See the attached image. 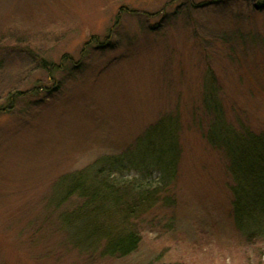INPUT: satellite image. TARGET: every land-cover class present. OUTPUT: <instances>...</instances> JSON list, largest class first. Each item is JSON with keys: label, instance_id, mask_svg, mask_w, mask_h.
<instances>
[{"label": "rangeland", "instance_id": "1", "mask_svg": "<svg viewBox=\"0 0 264 264\" xmlns=\"http://www.w3.org/2000/svg\"><path fill=\"white\" fill-rule=\"evenodd\" d=\"M259 7L253 0H0V108L13 92L60 89L13 94L15 112L0 115V264H264V235L235 216L231 161L209 142L211 118L201 106L212 73L229 123L264 129ZM107 39L116 47L98 50ZM174 117L181 157L170 203L137 222L136 253L110 256L108 238L80 232L87 199L67 195L64 182L135 151L153 126Z\"/></svg>", "mask_w": 264, "mask_h": 264}, {"label": "trees", "instance_id": "2", "mask_svg": "<svg viewBox=\"0 0 264 264\" xmlns=\"http://www.w3.org/2000/svg\"><path fill=\"white\" fill-rule=\"evenodd\" d=\"M253 1L264 11V1ZM108 40L99 44L98 50L116 47ZM92 44L94 41L88 45ZM67 58L64 57L63 63ZM62 64L46 70L49 74L61 71L64 68ZM210 78L203 87L201 101L203 118H211L208 140L226 150L231 161L229 170L237 182L233 189L235 216L246 230L264 235V129L243 123L240 131L235 129L228 121L220 82L212 73ZM59 90L55 85L51 89L39 88L31 93L13 92L7 97L11 104L0 108V115L15 112L13 94L23 98L43 93L54 95ZM181 128L178 117L163 121L139 140L135 151L102 159L97 163L100 168L87 169L64 182L67 195L79 193L87 199L78 212L81 223H87L80 232L83 234L89 229L90 235L108 238L106 252L110 256L128 257L136 253L142 242L137 222L151 215L160 203L169 205L165 198L176 180L181 157Z\"/></svg>", "mask_w": 264, "mask_h": 264}]
</instances>
